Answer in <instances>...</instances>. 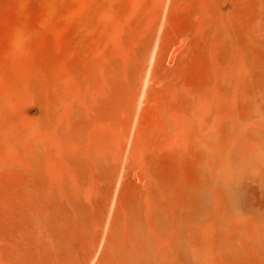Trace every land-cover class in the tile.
I'll list each match as a JSON object with an SVG mask.
<instances>
[{
  "label": "rangeland",
  "instance_id": "rangeland-1",
  "mask_svg": "<svg viewBox=\"0 0 264 264\" xmlns=\"http://www.w3.org/2000/svg\"><path fill=\"white\" fill-rule=\"evenodd\" d=\"M0 264H264V0H0Z\"/></svg>",
  "mask_w": 264,
  "mask_h": 264
},
{
  "label": "bare ground",
  "instance_id": "bare-ground-1",
  "mask_svg": "<svg viewBox=\"0 0 264 264\" xmlns=\"http://www.w3.org/2000/svg\"><path fill=\"white\" fill-rule=\"evenodd\" d=\"M147 82V81H146ZM145 85V84H144ZM142 98V97H141ZM141 100V99H140Z\"/></svg>",
  "mask_w": 264,
  "mask_h": 264
}]
</instances>
